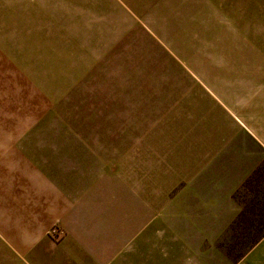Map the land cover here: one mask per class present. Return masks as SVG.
<instances>
[{"label": "crops", "instance_id": "0c3cea01", "mask_svg": "<svg viewBox=\"0 0 264 264\" xmlns=\"http://www.w3.org/2000/svg\"><path fill=\"white\" fill-rule=\"evenodd\" d=\"M34 4L28 22L0 24V264H117L120 221L125 238L134 233L132 198L119 207L117 167L103 174L101 147L91 140L103 137L95 126L102 107L117 113L116 86L101 100L102 64L133 29V16L118 0ZM168 37L177 61L212 82L215 68L199 66L180 36ZM246 72L238 83L227 77L223 98L206 85L228 113L181 166L186 179L167 215L180 227L221 234L240 211L231 195L264 157V61L252 85ZM244 264H264V236Z\"/></svg>", "mask_w": 264, "mask_h": 264}, {"label": "rangeland", "instance_id": "374dc122", "mask_svg": "<svg viewBox=\"0 0 264 264\" xmlns=\"http://www.w3.org/2000/svg\"><path fill=\"white\" fill-rule=\"evenodd\" d=\"M32 6L34 0H0V24L28 22ZM118 6L132 14L134 27L102 64L101 100L116 86L117 113L102 107L95 126L103 137L91 140L101 147L103 174L110 165L113 176L117 167L119 207L132 198L134 233L125 238L120 221L117 264H244L264 236V157L231 195L240 211L221 234L197 233L167 215L186 179L181 166L190 150L228 113L215 94L223 98L227 77L240 82L244 67L252 85L264 61V0H118ZM172 35L199 66L215 68L212 82L177 61Z\"/></svg>", "mask_w": 264, "mask_h": 264}, {"label": "built area", "instance_id": "2783aa9c", "mask_svg": "<svg viewBox=\"0 0 264 264\" xmlns=\"http://www.w3.org/2000/svg\"><path fill=\"white\" fill-rule=\"evenodd\" d=\"M51 234H53L54 237L59 238L60 230L59 228L55 227L50 231Z\"/></svg>", "mask_w": 264, "mask_h": 264}, {"label": "trees", "instance_id": "16d2710c", "mask_svg": "<svg viewBox=\"0 0 264 264\" xmlns=\"http://www.w3.org/2000/svg\"><path fill=\"white\" fill-rule=\"evenodd\" d=\"M264 234V233H263Z\"/></svg>", "mask_w": 264, "mask_h": 264}]
</instances>
